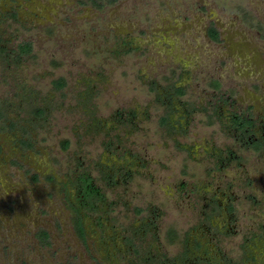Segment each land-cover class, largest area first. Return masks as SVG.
Returning a JSON list of instances; mask_svg holds the SVG:
<instances>
[{
    "label": "rangeland",
    "instance_id": "374dc122",
    "mask_svg": "<svg viewBox=\"0 0 264 264\" xmlns=\"http://www.w3.org/2000/svg\"><path fill=\"white\" fill-rule=\"evenodd\" d=\"M262 132L264 0H0V264H264Z\"/></svg>",
    "mask_w": 264,
    "mask_h": 264
},
{
    "label": "flooded vegetation",
    "instance_id": "af4514ba",
    "mask_svg": "<svg viewBox=\"0 0 264 264\" xmlns=\"http://www.w3.org/2000/svg\"><path fill=\"white\" fill-rule=\"evenodd\" d=\"M210 29L211 30H214L215 29V27H210L209 29H208V32L210 31ZM208 35H209V33H208ZM210 36V35H209ZM175 88V90H174V92L176 93V94H178L179 96H181V95H183V93H184V90L182 89V87L180 86V87H174ZM184 113L186 114V111H184ZM184 116H186V115H184ZM248 124H247V126L249 125L250 126V124H251V122L250 121H246ZM249 128V127H248ZM248 128L246 129V128H244L243 130H244V133L246 134V137H247V140L248 141H250L251 140V138H253V139H255L256 140V137H253L254 135H252L250 132L251 131H249L248 130ZM260 134H262V135H264V132H262V133H260ZM261 138V137H260ZM259 144L261 143L258 139L256 140ZM255 141V142H256ZM258 143H256V144H258ZM255 147V149L256 150H258V149H260L261 147H260V145H258V146H254Z\"/></svg>",
    "mask_w": 264,
    "mask_h": 264
},
{
    "label": "trees",
    "instance_id": "16d2710c",
    "mask_svg": "<svg viewBox=\"0 0 264 264\" xmlns=\"http://www.w3.org/2000/svg\"><path fill=\"white\" fill-rule=\"evenodd\" d=\"M91 1H92V3H93L95 6H97V7H101L102 5H104V3H105V4H112V3H113L114 1H116V0H104V3L97 2V1H95V0H91ZM214 34H215V33H214ZM215 35H216V34H215ZM215 35H213V36L210 35V37H211L212 40L217 39V37H216ZM28 50H29V47H28V46H25V47H24V52H27ZM55 83H60L59 86L62 85V81H56ZM239 120H241V119H239V118H236V119H235V121H239ZM243 120L245 121L244 124L247 123L245 119H243ZM244 124H243V125H244ZM247 124H248V123H247ZM243 125H241V127H242ZM87 186H89V185H87ZM86 188H87V187H86ZM86 188H85V189H86ZM88 188H89V187H88ZM89 189H90V188H89Z\"/></svg>",
    "mask_w": 264,
    "mask_h": 264
},
{
    "label": "crops",
    "instance_id": "0c3cea01",
    "mask_svg": "<svg viewBox=\"0 0 264 264\" xmlns=\"http://www.w3.org/2000/svg\"><path fill=\"white\" fill-rule=\"evenodd\" d=\"M214 30H216L217 31V34H218V30L216 29V27H215V29ZM209 33V32H208ZM208 33H207V35H208ZM219 35V34H218ZM210 37V36H209ZM211 38V37H210ZM216 40H218V38L217 39H215V41ZM232 45H234V44H232ZM217 84V83H216ZM247 107H249V105L247 106Z\"/></svg>",
    "mask_w": 264,
    "mask_h": 264
}]
</instances>
